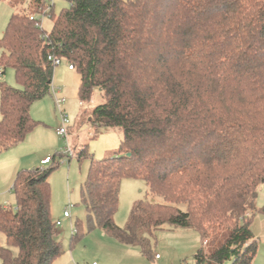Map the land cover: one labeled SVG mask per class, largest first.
Segmentation results:
<instances>
[{
  "label": "trees",
  "instance_id": "1",
  "mask_svg": "<svg viewBox=\"0 0 264 264\" xmlns=\"http://www.w3.org/2000/svg\"><path fill=\"white\" fill-rule=\"evenodd\" d=\"M20 1L27 7L0 39V67L13 68L21 86L0 83V152L40 125L31 108L53 88L48 56L62 58L80 75L82 101L95 89L104 97L91 114L96 131L123 132L116 156L92 162L84 192L90 230L149 257L156 230H193L202 240L196 264H252L253 223L264 216L256 206L264 181V0H70L58 16L50 0ZM58 166L18 173L17 208L0 206L2 264H53L64 253L51 212ZM126 177L144 180L150 196L122 228L115 215ZM81 238L77 228L72 244Z\"/></svg>",
  "mask_w": 264,
  "mask_h": 264
},
{
  "label": "rangeland",
  "instance_id": "2",
  "mask_svg": "<svg viewBox=\"0 0 264 264\" xmlns=\"http://www.w3.org/2000/svg\"><path fill=\"white\" fill-rule=\"evenodd\" d=\"M50 3L57 16L63 9L71 6L70 0H53ZM25 7L27 5H23L20 0L0 2V39L4 37L11 17L15 13H21ZM33 12V8L29 10V13ZM40 19L43 28L50 32L53 27L50 15H42ZM0 75V83L21 89L13 68H7L4 72L0 67ZM79 87L80 75L77 71L69 72L66 62L56 67L51 93L35 102L31 108L32 118L40 122V125L28 134L21 145L0 152V206L17 208L13 187L18 173L41 167L40 161L49 156L54 161L45 167L49 168L54 162L59 163L50 177L51 212L55 223L62 222L61 226H56L55 236L64 251L53 264H196L195 255L202 247V240L193 230L171 229L169 226L156 230L149 236L151 257L146 256L140 246L119 243L102 229L90 230L91 216L84 203V192L92 162L116 156L123 132L118 128H100L96 131L91 122V114L95 107L104 103V97L99 89H95L91 100L82 101ZM53 90L61 91L62 96L67 99L63 105L69 119L66 137L57 134L61 117ZM68 147L73 149L74 157L61 162V155ZM84 148L87 149V155L80 159L79 152ZM149 196V187L144 180L123 178L115 223L125 228L135 203L146 200ZM256 206L264 207V181L259 187ZM66 210L70 211L71 219L64 218ZM77 228L82 233V238L72 244V235ZM0 245H7L2 233ZM156 255L161 258L157 260ZM252 264H264L263 236L258 239V252Z\"/></svg>",
  "mask_w": 264,
  "mask_h": 264
},
{
  "label": "built area",
  "instance_id": "3",
  "mask_svg": "<svg viewBox=\"0 0 264 264\" xmlns=\"http://www.w3.org/2000/svg\"><path fill=\"white\" fill-rule=\"evenodd\" d=\"M51 2H53V0H50ZM45 15V14H44ZM41 20V19H40ZM42 22V21H41ZM48 61L54 66L57 67L59 65H62L64 62L67 63V66L69 67V69L74 70V66L73 64L69 63L68 61L56 57L52 54H49L48 56ZM0 79H1V75H0ZM53 89V88H52ZM54 94H55V99H56V104H57V108L59 110L60 113V117H61V126L58 128L57 133L60 137H66L68 134V128H69V119L68 116L66 115L64 109H63V105L66 102V98L62 96L61 91H56L53 90ZM74 157V152L73 149L71 147H68L65 151V153L63 155H61V162L66 161L67 159H71ZM54 161V158L52 157H47L44 160L41 161V165L42 166H47L48 164L52 163ZM64 218H71V214L69 210H66L64 213ZM57 226H61L62 222L58 221ZM161 257L160 255H156V259L159 260ZM96 264V263H95Z\"/></svg>",
  "mask_w": 264,
  "mask_h": 264
},
{
  "label": "crops",
  "instance_id": "4",
  "mask_svg": "<svg viewBox=\"0 0 264 264\" xmlns=\"http://www.w3.org/2000/svg\"><path fill=\"white\" fill-rule=\"evenodd\" d=\"M55 70H56V67H55ZM55 70H54V76H55ZM67 70L69 71V72H73V71H75V70H71V69H69V67L67 66ZM53 85H54V77H53ZM1 119V118H0ZM93 121V119L91 118V122ZM59 128V127H58ZM58 128H57V130H58ZM70 131V130H69ZM58 134V133H57ZM23 143V142H22ZM19 145H21V143L20 144H18V145H15V146H13V147H11L10 149H8V150H6V151H9V150H11V149H14V148H16V147H18ZM6 151H1V152H6ZM47 157H49V156H46L45 158H47ZM43 160V159H42ZM41 160V161H42ZM41 161H40V165H41ZM65 219H68V218H65ZM71 219V218H70ZM253 232H254V234H255V236L259 239V237H264V218H263V216H260V215H258L256 218H255V220H254V223H253ZM96 262H94L93 264H95ZM97 264V263H96Z\"/></svg>",
  "mask_w": 264,
  "mask_h": 264
}]
</instances>
